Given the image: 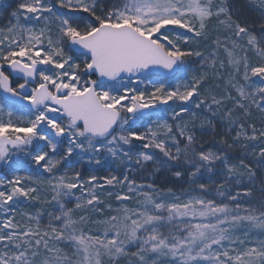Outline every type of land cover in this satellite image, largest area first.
I'll return each instance as SVG.
<instances>
[{
    "label": "snow or ice",
    "instance_id": "snow-or-ice-1",
    "mask_svg": "<svg viewBox=\"0 0 264 264\" xmlns=\"http://www.w3.org/2000/svg\"><path fill=\"white\" fill-rule=\"evenodd\" d=\"M84 162L156 165L190 188L83 178ZM0 165V264H264V182L258 207L244 199L264 174V22L228 0H18L0 28ZM35 169L48 178L20 175ZM109 187L124 190L103 192L114 214L91 220ZM33 201L55 206L46 225L20 207Z\"/></svg>",
    "mask_w": 264,
    "mask_h": 264
},
{
    "label": "trees",
    "instance_id": "trees-1",
    "mask_svg": "<svg viewBox=\"0 0 264 264\" xmlns=\"http://www.w3.org/2000/svg\"><path fill=\"white\" fill-rule=\"evenodd\" d=\"M9 3L12 4V8H8L7 12L10 13L14 7H15V3L14 1H10ZM231 11L233 13V18L234 19H240L243 21H246L250 27H255V29L257 30V34H259V25L264 22V15H262L261 13V9L259 7V0H235V4L233 5V8H231ZM215 26V22H213V27ZM219 35L221 36V38L223 37L224 33L223 31L220 32H215V31H211L210 32V36H209V41H201V47L202 49L205 48L212 39H215V37ZM221 59H224L223 53H221ZM191 67L196 68L197 70H199V65L193 61L191 64ZM218 83L221 84V89H218L217 91L222 92L223 90V81H219ZM235 94V93H233ZM229 106H231V102H229ZM236 115H239V112L236 113ZM253 121L257 124V127L260 126V114L258 112H254L253 115ZM225 129L221 126V124L219 122H217V126H216V133H215V140L213 139V133L208 130V129H204L202 131H197V137L202 138V139H206L207 141H211L212 143H218L219 139L221 136H223ZM229 142H231V136L228 137ZM234 156H241L242 153L240 150H237L236 152L233 153ZM235 162V161H234ZM2 165H0L1 167ZM76 170L80 171L82 174L83 178H87L91 175H96L99 178L105 177V176H111V175H116V170H115V163L112 162L111 164H106L104 166L102 165H96V166H92V167H86L84 165V163L77 165L76 166ZM21 174H25V175H32L36 178H40V179H46V175L42 173V170L37 169L35 171H33V173H28V171H21ZM45 177V178H44ZM257 178L261 181L264 182V174L260 173L259 171H257ZM102 182V181H99ZM105 191H124L121 189H114V188H107L106 190H102V199L104 200V204H101L100 207L105 208V205L108 203H111L113 208L118 206V202L115 200V197H107L106 194H103V192ZM77 194H79L77 192ZM45 195H48L50 198V193H46V192H41V197L43 199V197ZM75 201H73L72 203H70L68 206L69 207H73L74 206ZM24 211H28V212H32L34 213L35 211L39 210V209H43L44 211V217L42 218V223L43 224H47V213L49 211H56L55 206L53 204H41L40 202H36L33 201L31 202L29 205H22L20 206ZM128 207H135V202L129 203ZM81 214H85V213H81V212H77L76 215L79 216ZM86 214H88L91 218V220H99V219H103L104 217L114 214L108 211L107 208H105L103 214L101 213H91L89 211L86 210ZM19 216V215H18ZM93 228L95 227L94 225L92 226ZM62 247H64V245H61ZM69 252L71 251V249H67ZM136 251V249L134 247H130L129 248V253ZM105 264H109V262L107 261V258H105ZM117 264H137V260L135 257L131 256L130 254L127 256H123L121 257L118 261Z\"/></svg>",
    "mask_w": 264,
    "mask_h": 264
},
{
    "label": "rangeland",
    "instance_id": "rangeland-1",
    "mask_svg": "<svg viewBox=\"0 0 264 264\" xmlns=\"http://www.w3.org/2000/svg\"><path fill=\"white\" fill-rule=\"evenodd\" d=\"M10 1L18 2V0H6V2L8 3ZM228 4L230 8H233V5L235 4V0H228ZM9 21H10V13L7 12V9L0 8V28H6L9 24ZM227 71L228 70L226 69L224 72L225 77L227 76ZM199 139L201 140V143H203L205 147H208L210 144H212L211 141H207L206 139H202V138H199ZM114 163H115V170H116L117 176L122 177L123 175L127 174L129 175L130 179H135L138 184H144V185L152 184L155 187L163 190V192L165 193H167L168 189H171L175 194L181 196L182 199L188 193V190L190 188V185L185 180L175 178L171 174V172L167 169H164V168L157 169L156 165H149L147 166L146 169H140L134 163L128 164V165L119 164V162H114ZM84 165L87 168L96 166L95 164H88L87 162H84ZM104 165L106 164H102V166ZM129 168L131 169V172H129ZM30 172L33 173V171H28V173ZM5 174L6 173L4 170V166L2 165L0 167V176H3ZM20 175H25V174L20 173ZM45 175L47 179L48 175L47 174ZM214 179L217 181V183L221 182L219 177H216ZM200 182H208V178L205 177ZM262 182L263 181L256 178L255 182L252 185H248L247 182L245 181L244 186L253 187L255 191H254L253 197L244 198V199L247 202H251L253 206L255 207L259 206V201H260L259 188ZM213 187H215V185H213ZM229 187L232 189V191L241 190L239 187L233 186L231 184L229 185ZM144 190L147 191L148 189L145 188ZM217 199L219 201L220 198H217ZM16 220L17 222H22V218L18 215L16 217ZM176 223H179V221H177ZM164 230L167 231V228H165Z\"/></svg>",
    "mask_w": 264,
    "mask_h": 264
}]
</instances>
